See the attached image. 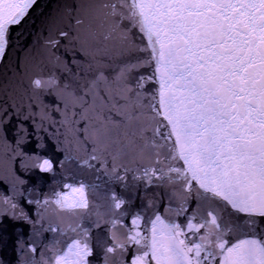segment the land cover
<instances>
[{"label": "snow or ice", "instance_id": "1", "mask_svg": "<svg viewBox=\"0 0 264 264\" xmlns=\"http://www.w3.org/2000/svg\"><path fill=\"white\" fill-rule=\"evenodd\" d=\"M36 3L0 0V62ZM75 12L45 45L55 69L84 82L53 71L32 79L26 104L0 100V223L32 229L27 246L18 241L20 264H264L255 228L264 220V0H89ZM62 41L82 57L72 61L79 73L56 54ZM133 52L146 56L113 68ZM40 93L55 96L62 133L45 127L57 122ZM25 122L54 138L63 159L43 154L45 137L33 144ZM68 162L121 187L131 173L168 204L161 214L148 201L153 215L136 212L129 225L114 188L70 174L63 191L31 198L26 176H55ZM45 232L61 239L38 252Z\"/></svg>", "mask_w": 264, "mask_h": 264}, {"label": "water", "instance_id": "2", "mask_svg": "<svg viewBox=\"0 0 264 264\" xmlns=\"http://www.w3.org/2000/svg\"><path fill=\"white\" fill-rule=\"evenodd\" d=\"M86 2H89V0H37L25 20L14 29L5 59L0 62V100L11 96L17 102L22 101L26 104L29 96L34 95L31 86L32 79L47 77L53 71L62 80L72 82L74 87L84 82L73 81L67 73L54 68L48 59V48L45 45V41L55 37L59 29L67 30L69 21L76 15V6ZM69 10H72L71 13ZM131 36L136 44H141L140 35L135 29H133ZM111 43L109 42V44ZM65 45H67V41H62L59 49L56 50V54L61 57L62 61L68 63L73 72L79 73V69L72 64V61L73 59L80 60L82 57L79 54L74 57L72 51L69 50L71 46L68 45L66 47ZM145 56V53L133 52L128 57H114L113 68L121 59H131L134 62L135 59L144 58ZM148 74H150V69L145 67L134 71L132 78L136 79L140 75ZM153 88L154 84L152 83L145 85V90H152ZM40 99L49 106L52 118L57 122L54 125L45 124V127L48 128L49 132H55L59 129L62 133L64 129L59 123L61 116L59 113L52 111L57 103L55 96L50 93H40ZM25 124L33 134V144L35 143L36 135L45 137L46 148L43 150V154L52 156L56 160L63 159V153L58 151L54 138L47 136L42 131L37 132L34 127L30 126L29 122H25ZM66 174L75 175L88 183L100 185V192H104L108 188H114L127 201L125 207L129 210L130 215L125 218V223L129 225L131 224L132 215L136 212H141L145 216L153 215V208L148 201H153L156 204V211L161 214H163V209L168 204L167 197L164 196V191L161 188L155 186L145 188L143 181L132 180L131 173L127 181L128 186L121 187L110 182L102 171L78 168L75 162H68L64 170L58 168L55 176L39 172L26 176L25 178L29 181L28 187L35 189L31 198L40 199L43 195L50 194L53 189L63 191L64 189L59 187V182L62 180V176ZM97 176H99V179H96ZM64 182L72 183L73 181L68 179ZM162 196L164 199L160 201L159 198ZM22 206H25L26 210H29L30 215L34 216V205L27 206L22 201ZM224 216L227 220L238 219L230 214V210H224ZM179 220L183 222V217H180ZM255 228L257 232H264V220L258 218ZM31 235V226L26 222L14 221L11 218L4 219L0 223V264H20L21 252L18 250V241L23 240L27 246L31 242L28 240ZM54 236L56 239H61L58 234L45 232L37 244L38 252L44 245L50 244ZM100 260L101 256H97L94 264H99Z\"/></svg>", "mask_w": 264, "mask_h": 264}]
</instances>
